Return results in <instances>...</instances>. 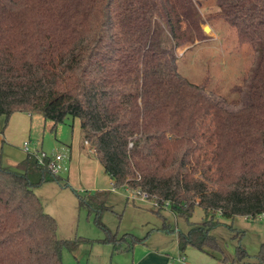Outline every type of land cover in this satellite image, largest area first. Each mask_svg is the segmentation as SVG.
Wrapping results in <instances>:
<instances>
[{"label":"trees","instance_id":"trees-1","mask_svg":"<svg viewBox=\"0 0 264 264\" xmlns=\"http://www.w3.org/2000/svg\"><path fill=\"white\" fill-rule=\"evenodd\" d=\"M217 16L250 44L256 60L226 99L179 71L178 47L205 36L197 0H0V114H41L52 129L69 117L113 180L167 207L203 220L178 232L224 264H245L244 230L225 224L235 257L213 230L221 217L264 213V0H211ZM240 105V106H239ZM239 106V107H238ZM36 154L16 168L0 164V264H63L83 237L60 238L36 188L62 182ZM68 186V182L65 183ZM100 221L109 192L78 194ZM117 244L116 247H120ZM264 264V243L257 255Z\"/></svg>","mask_w":264,"mask_h":264},{"label":"rangeland","instance_id":"rangeland-1","mask_svg":"<svg viewBox=\"0 0 264 264\" xmlns=\"http://www.w3.org/2000/svg\"><path fill=\"white\" fill-rule=\"evenodd\" d=\"M197 1H202L199 6L204 18L202 26H210L211 30L205 32L202 39L178 47L179 71L194 83H205L207 91L217 96L232 100L240 98L241 102H230L238 105L244 94L233 93V89L244 84L245 76L255 63L256 51L250 44H241L236 29L223 19L210 18L219 13L211 0ZM22 113L25 112L13 113L8 121L0 114V164L16 168L27 156L26 141L30 142L33 152L44 150L48 154H64L67 170L60 173L64 180L46 182L36 188L44 210L57 220L59 237L73 239L81 236L85 240L75 252L64 249L63 264H145L146 261L160 264L165 257L177 262L183 252L178 245V232L187 233L193 223L203 220L201 207H196L190 219L178 216L170 207L159 214L154 209V201L145 199L141 202L138 195L133 200L130 191L113 186L95 153L85 145L79 120L69 117L54 131L53 122L37 113L33 118H27L28 127L24 132L18 123L22 120ZM73 142L75 149L72 152L69 146ZM81 156L89 159L90 165L80 162ZM93 191L109 192L108 205L112 209L104 210L100 221L95 212L80 205L78 194ZM131 191L134 193V189ZM239 219L241 216L235 217L236 221ZM221 221L223 224L215 228L213 234L221 249L226 250L235 246L236 241L233 231L225 224L236 225V222L225 217H221ZM117 244H121L120 247H116ZM147 250L152 252L143 262ZM190 250L203 255L192 247L184 253L189 256ZM192 262L204 264L193 257Z\"/></svg>","mask_w":264,"mask_h":264},{"label":"crops","instance_id":"crops-1","mask_svg":"<svg viewBox=\"0 0 264 264\" xmlns=\"http://www.w3.org/2000/svg\"><path fill=\"white\" fill-rule=\"evenodd\" d=\"M22 115H23V117L21 118L22 120H20L18 123H20L22 130L25 132L27 127H28L27 118H33V116L35 114L32 115V114H28V113H26V114L22 113ZM77 120H79V119H77ZM45 123H46V121H45ZM79 123H80V120H79ZM51 126H53V123ZM80 129H81V127H80ZM6 131H8V129ZM69 148L73 152V148L75 149L74 142L69 146ZM80 162H83L85 164V166L90 165L89 159L82 157V156H81ZM86 168H88V167H86ZM110 179H111V177H110ZM86 180H88V177H86ZM111 182L113 183L112 179H111ZM123 188L130 191L131 192L130 193L131 198L133 200H135L136 197L133 196V193L131 191L132 188L127 187V186H123ZM139 201L143 202V201H145V199L140 198ZM154 209L157 210L156 208H154ZM234 221L236 222V225H234L236 228H239V229H242L245 231V233L243 235V245L246 248L247 252L250 254V257L246 259L245 264H257L258 263L257 255L260 251L261 246L264 243V219H251V218H248L247 216H241V219H239V221H236L235 218L233 219V222ZM234 234L235 233L233 232V239H235ZM235 241H236V239H235ZM236 243H237V241H236ZM235 248H236V244H235V246L234 245L229 246V248H226V250L225 249H222V250H223V253L227 257H229L230 259H233L235 257ZM196 250L201 252L203 255H201L200 253H195V250H190L191 255H189V256H187V254L184 253L187 257V264H193L192 257L202 260L204 264H224L214 257L211 259V257H209L207 254H205L203 251L198 250V249H196ZM151 252H152L151 250H147L145 252L143 262H145V260H147L150 257ZM170 261H171L170 259L165 257L164 260H162L160 262V264H167ZM145 264H150V263H147V261H146ZM175 264H186V263H183V262L177 260V262Z\"/></svg>","mask_w":264,"mask_h":264},{"label":"built area","instance_id":"built-area-1","mask_svg":"<svg viewBox=\"0 0 264 264\" xmlns=\"http://www.w3.org/2000/svg\"><path fill=\"white\" fill-rule=\"evenodd\" d=\"M85 144L94 152V150L90 147V143L88 140H85ZM24 149L29 153L36 154L40 163H45V159L47 157H51L49 167L57 174H60L61 172L67 170V166L64 162V154L62 153L48 154L43 150L41 152H33L30 149L29 141H26L24 143ZM136 195L140 196L142 199H148L154 201L153 204L154 207L157 206L156 201L154 199H150L146 193H142L140 190L134 189L133 196L136 197ZM259 219H264V213L259 215ZM177 260L187 264V257L184 253H181L177 258ZM167 264H175V263L174 261H170Z\"/></svg>","mask_w":264,"mask_h":264},{"label":"water","instance_id":"water-1","mask_svg":"<svg viewBox=\"0 0 264 264\" xmlns=\"http://www.w3.org/2000/svg\"><path fill=\"white\" fill-rule=\"evenodd\" d=\"M204 30H205V32H209L211 30V27L210 26H205Z\"/></svg>","mask_w":264,"mask_h":264}]
</instances>
